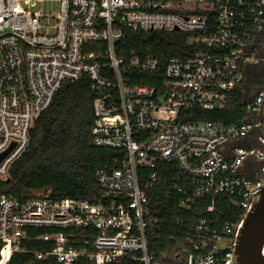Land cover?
Listing matches in <instances>:
<instances>
[{
	"label": "built area",
	"instance_id": "1",
	"mask_svg": "<svg viewBox=\"0 0 264 264\" xmlns=\"http://www.w3.org/2000/svg\"><path fill=\"white\" fill-rule=\"evenodd\" d=\"M43 2L0 0V155L14 144L0 180L63 85L84 77L95 95L93 143L113 155L97 171L96 200L51 189L3 196L0 264L19 252L33 255L27 264H231L264 172V140L250 134L261 124L264 81L252 97L246 84L264 59V0H58L46 11ZM129 31L187 39L162 60L127 49ZM216 111L243 116L202 120ZM173 198L185 211L207 201L206 216L180 240L164 233L159 250L161 210ZM219 199L232 218L215 214ZM39 228L50 231L30 234Z\"/></svg>",
	"mask_w": 264,
	"mask_h": 264
},
{
	"label": "trees",
	"instance_id": "2",
	"mask_svg": "<svg viewBox=\"0 0 264 264\" xmlns=\"http://www.w3.org/2000/svg\"><path fill=\"white\" fill-rule=\"evenodd\" d=\"M123 42L127 49L140 48L144 54H155L162 60L178 53L184 46L183 41L162 33L149 36L129 31ZM94 97L86 77L76 83L63 85L51 106L37 119L27 151L11 167L8 178L0 180V199L10 194L25 196L30 191L40 189H51L55 198H98L97 171L108 162L113 152L93 143L91 129L94 123ZM242 116V113L216 111L204 112L201 118L233 123ZM207 205V201L198 200L192 209L185 211L178 206L177 198H173L161 210L168 223L163 230L159 229L161 232L158 240L162 242L157 245V249L165 246L164 233L167 236L175 234L180 240L187 226L192 227L206 216L204 212ZM222 210L224 215H220L221 221L235 214L223 199H219L215 214H220L218 211ZM176 220L183 221V224H174ZM48 231L50 229L47 228L31 229L30 234ZM23 246L26 249L44 250L50 244L27 241ZM32 257L27 252L15 253L8 264H27Z\"/></svg>",
	"mask_w": 264,
	"mask_h": 264
},
{
	"label": "water",
	"instance_id": "3",
	"mask_svg": "<svg viewBox=\"0 0 264 264\" xmlns=\"http://www.w3.org/2000/svg\"><path fill=\"white\" fill-rule=\"evenodd\" d=\"M261 55L264 57V41ZM261 119V138L264 140V105ZM13 146L0 155V163ZM259 180L260 187L251 192L255 196L253 205L243 218L231 264H264V172L259 175Z\"/></svg>",
	"mask_w": 264,
	"mask_h": 264
},
{
	"label": "flooded vegetation",
	"instance_id": "4",
	"mask_svg": "<svg viewBox=\"0 0 264 264\" xmlns=\"http://www.w3.org/2000/svg\"><path fill=\"white\" fill-rule=\"evenodd\" d=\"M260 51H261V45H260ZM263 81H264V59L260 60L258 63L251 65L249 67L248 75L246 77V84L249 95L251 97L257 93ZM250 134L251 136L261 137L262 132L260 129V125L254 127Z\"/></svg>",
	"mask_w": 264,
	"mask_h": 264
},
{
	"label": "rangeland",
	"instance_id": "5",
	"mask_svg": "<svg viewBox=\"0 0 264 264\" xmlns=\"http://www.w3.org/2000/svg\"><path fill=\"white\" fill-rule=\"evenodd\" d=\"M57 5H58V0H44L43 3H39L38 4V9H41V10H56L57 9ZM169 37H172L174 39H179V40H182V39H187V35H184L180 32H176V33H167L165 34Z\"/></svg>",
	"mask_w": 264,
	"mask_h": 264
}]
</instances>
